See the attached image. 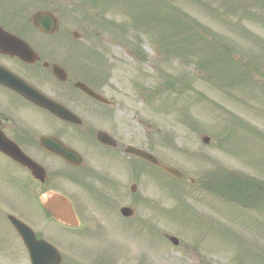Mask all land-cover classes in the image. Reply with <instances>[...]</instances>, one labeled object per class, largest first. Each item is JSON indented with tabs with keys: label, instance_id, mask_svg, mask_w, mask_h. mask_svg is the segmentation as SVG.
<instances>
[{
	"label": "rangeland",
	"instance_id": "374dc122",
	"mask_svg": "<svg viewBox=\"0 0 264 264\" xmlns=\"http://www.w3.org/2000/svg\"><path fill=\"white\" fill-rule=\"evenodd\" d=\"M53 1L62 29L77 31L79 39L111 58L115 67L110 81L124 100L130 130L146 131L148 141L158 138V158L182 173V179L158 174L159 187L147 189L150 205L158 207L144 212L148 227L175 236L177 246L150 228L140 238L112 213L107 215L109 236L79 232L94 231L93 219L76 231L49 222L43 236L58 247L62 264H264V205H238L228 193L222 198L206 188L208 178L221 170L264 183L262 19L226 13V0H101L91 5V0ZM258 1L262 7L251 0L243 4L254 15H264V0ZM190 19L197 23L191 37ZM108 23H126L125 33ZM218 45L232 49L231 56L246 75L236 74L231 83L225 79L228 52ZM218 49L223 55H214ZM221 56L225 78L220 73L214 79L197 64ZM210 68L219 71L220 65L212 63ZM203 135L210 138L208 144L201 142ZM15 190L0 195V264H29L4 216L31 224L42 217L28 192ZM257 199L263 201L262 192L251 197V203ZM89 205L92 209V202Z\"/></svg>",
	"mask_w": 264,
	"mask_h": 264
},
{
	"label": "flooded vegetation",
	"instance_id": "af4514ba",
	"mask_svg": "<svg viewBox=\"0 0 264 264\" xmlns=\"http://www.w3.org/2000/svg\"><path fill=\"white\" fill-rule=\"evenodd\" d=\"M42 10L59 13L55 1L0 0V191L28 192L42 216L33 225L73 230L93 219L95 234L109 236L112 213L142 238L147 189L159 187L161 169L128 146L158 158L161 143L130 130L110 81L111 58L62 29L60 19L55 34L39 31L32 16ZM50 193L69 201L79 226L53 219L45 209Z\"/></svg>",
	"mask_w": 264,
	"mask_h": 264
},
{
	"label": "water",
	"instance_id": "95a60500",
	"mask_svg": "<svg viewBox=\"0 0 264 264\" xmlns=\"http://www.w3.org/2000/svg\"><path fill=\"white\" fill-rule=\"evenodd\" d=\"M34 23L42 31L45 32H54V24L57 23L49 12H39L34 16ZM202 141L207 143L209 141L208 137H202ZM139 154L148 160L155 162V159L151 155H147L143 152H139ZM163 170L173 175L174 177H180L181 173L173 168L168 167L166 165H161ZM56 202L54 205L50 206V212L53 216L65 223L72 224L74 223L73 215L71 214V209L68 203L58 196H53ZM11 223L14 225L18 233L20 234L25 246L28 249L31 264H59L60 263V255L50 244L43 240H36L34 234L27 229L23 224L12 217H8ZM171 240L176 243L175 238H171Z\"/></svg>",
	"mask_w": 264,
	"mask_h": 264
},
{
	"label": "trees",
	"instance_id": "16d2710c",
	"mask_svg": "<svg viewBox=\"0 0 264 264\" xmlns=\"http://www.w3.org/2000/svg\"><path fill=\"white\" fill-rule=\"evenodd\" d=\"M221 61V58L219 60H217L216 62L219 63ZM200 67H206V68H210V65L212 63L210 62H203V63H198ZM220 71L223 72V68H220ZM228 181H227V192L230 194V193H234L233 190H235L236 188H239V187H243L242 185H244L242 182H240V180L234 176V175H228ZM240 196H237L235 195L234 198L236 200L239 199Z\"/></svg>",
	"mask_w": 264,
	"mask_h": 264
}]
</instances>
